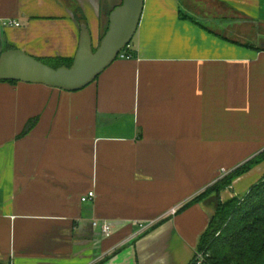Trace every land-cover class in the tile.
Instances as JSON below:
<instances>
[{"label": "crops", "instance_id": "crops-1", "mask_svg": "<svg viewBox=\"0 0 264 264\" xmlns=\"http://www.w3.org/2000/svg\"><path fill=\"white\" fill-rule=\"evenodd\" d=\"M121 1L0 0V55L74 59ZM131 48L77 91L0 81V264H190L264 177L182 208L264 150V0H145Z\"/></svg>", "mask_w": 264, "mask_h": 264}, {"label": "water", "instance_id": "water-1", "mask_svg": "<svg viewBox=\"0 0 264 264\" xmlns=\"http://www.w3.org/2000/svg\"><path fill=\"white\" fill-rule=\"evenodd\" d=\"M145 0H122L109 15V25L97 48L82 25L78 51L71 66L53 68L17 49L0 55V81L43 84L77 91L93 83L130 44L138 30Z\"/></svg>", "mask_w": 264, "mask_h": 264}, {"label": "trees", "instance_id": "trees-1", "mask_svg": "<svg viewBox=\"0 0 264 264\" xmlns=\"http://www.w3.org/2000/svg\"><path fill=\"white\" fill-rule=\"evenodd\" d=\"M73 60L56 58L43 62L58 68L71 66ZM31 126L32 123H29L25 132ZM263 159L264 150L182 208L210 190L220 192L231 185L235 177ZM190 264H264V177L251 187L243 199L233 197L219 203Z\"/></svg>", "mask_w": 264, "mask_h": 264}, {"label": "built area", "instance_id": "built-area-1", "mask_svg": "<svg viewBox=\"0 0 264 264\" xmlns=\"http://www.w3.org/2000/svg\"><path fill=\"white\" fill-rule=\"evenodd\" d=\"M5 25H9V26L11 25V26L18 27V26H20V23L18 21H15V20H10V21L5 22ZM118 57L127 58V59H130L133 57L131 43L128 44L124 49H122L119 52ZM94 197H95V192L90 191L87 195H85L81 198V201L87 202V201L93 199ZM175 210H173L172 213H175ZM149 223L154 224L155 221L152 220ZM92 225L94 226V228L99 229L101 231V233L106 237L111 236L113 233V228L111 227L109 222H101L99 220H93Z\"/></svg>", "mask_w": 264, "mask_h": 264}, {"label": "rangeland", "instance_id": "rangeland-1", "mask_svg": "<svg viewBox=\"0 0 264 264\" xmlns=\"http://www.w3.org/2000/svg\"><path fill=\"white\" fill-rule=\"evenodd\" d=\"M186 6L191 10V11H198L199 12V14H202L201 13V11H199V9H198V7H196V5L194 6L191 2L190 3H186ZM245 38L244 37H241V40H244ZM246 196V194L245 195H243V196H234V197H237V199L238 200H240V199H243L244 197Z\"/></svg>", "mask_w": 264, "mask_h": 264}]
</instances>
